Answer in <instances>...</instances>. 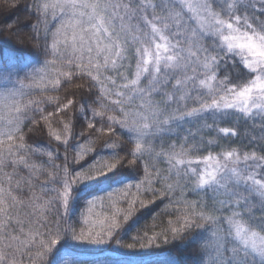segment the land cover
Returning <instances> with one entry per match:
<instances>
[{"label": "trees", "instance_id": "obj_1", "mask_svg": "<svg viewBox=\"0 0 264 264\" xmlns=\"http://www.w3.org/2000/svg\"><path fill=\"white\" fill-rule=\"evenodd\" d=\"M3 2L0 0V5ZM57 2L19 0L14 8L0 11V155H8L11 145L9 159L24 157L29 164L36 165L33 176L39 178L31 190L22 184L21 189L16 191V182L28 175L27 169L23 164L16 168L0 167V190H11L12 196L16 197L13 205L6 195L0 194V209L4 210L0 211V226L7 224L6 229L0 227V250L19 249L16 264H33L29 254L37 249L29 241L46 238L39 234L45 231L43 223L52 221L54 215L59 224L58 239L46 250L41 264H238V254L231 251L238 241L231 235L218 239L210 223L193 226L179 236H171L169 231L167 240L160 234L179 226L175 223L181 215L176 211L179 206L174 207L176 200L203 202L205 207L215 209L217 202H226L220 200L222 196L240 197L237 207L242 209L241 214L254 225H264V197L256 189L257 183L245 178L243 172L237 177L229 170L220 174L217 181L205 184L188 182L185 189L176 188L174 193L161 196L159 193L164 192L168 184L175 183L176 177L169 178L167 159L157 157L156 153L161 150L167 152L172 145L179 153L183 145L186 155L176 158L191 160L193 167L202 170L203 157L210 153L216 155L221 151L238 150L240 145L248 148L255 146L258 151L264 152V144L252 138L254 135L264 136V127H257L264 125V114H244L235 108L214 107L173 115L166 123L150 127L143 133L116 123L113 135L105 127L112 123L107 117L122 120L125 113L136 111L141 103L139 99L130 106L127 103L128 96L132 95L131 81L136 78V59L129 52L126 60L117 59L119 71L111 69L109 64L108 71H92L91 76L88 72L81 73L79 68L87 67L90 59L91 66L95 68L97 63H104V56H97V41L87 31L88 24L83 25V33L76 29L77 39L81 35L84 37L83 49L79 43L75 45V51L65 46V35L68 42H72L73 31L69 29L60 37V44L53 52L51 32L60 26L62 20L72 18L61 16L59 9L55 12L49 9L47 16L38 14L34 11V3ZM8 3L15 4L16 0H8ZM234 6L238 11L247 12L254 22L258 23L256 16H263L257 9L255 11L235 3ZM10 25L13 27L9 28ZM105 27L108 25L105 24ZM159 36L168 37V33L162 29L154 43H167ZM90 37L91 53L87 51ZM205 39L211 43L213 50L223 54L213 65L218 80L242 85L253 78L255 73L244 65L237 53L228 51L218 37L208 34ZM99 43L103 46L109 41L101 37ZM65 52L74 58L71 68L65 66L67 59H61ZM121 64L124 66L119 67ZM69 72L74 75L66 76ZM81 76L83 80L79 78ZM148 76L145 73L142 77L141 87L147 83ZM92 77L99 82H94ZM89 83H95V88H88ZM81 85L84 88L80 89ZM102 88L107 91H102ZM194 92L205 94L207 90L199 88ZM99 96L104 97L103 103H98ZM68 100L74 101L73 107H64ZM187 107L191 109L197 105L188 103ZM16 108L22 114L14 117ZM93 110L104 115L94 114ZM10 119L16 120L12 141H8L3 134L8 131L6 121ZM205 124L212 127L206 128ZM220 128L235 132H221ZM56 135H60L61 139L56 140ZM202 136L218 140L209 144ZM137 141L151 145V154L137 152ZM189 144L193 145L194 153L188 152ZM111 162L116 163L110 170L99 175L89 174L83 180L69 183L70 192L65 205L62 191L70 177L74 179L77 173H89L95 166ZM241 163L244 164V171L250 172L256 166L252 175L264 177V163L256 160ZM197 174L196 171L189 173L193 179ZM146 176H149L151 184ZM138 183H141L139 191L135 186L126 189L127 185ZM149 187L158 190L155 197L146 191ZM111 192L117 198L116 207L124 210L128 209L129 201L136 200L133 212L126 220L123 219V212L117 216L119 224L107 240L75 239L74 234L79 233L81 228L86 232L89 228L99 231L101 222H109L108 218L115 211L107 195ZM57 193L61 194L60 198L50 201V209L48 201ZM141 200L151 202L141 206ZM84 219L89 221L87 225ZM5 231L8 236L4 235ZM146 232L158 238L152 244L141 247L139 244L146 243L143 241ZM10 237L17 238L12 242L11 249L7 248Z\"/></svg>", "mask_w": 264, "mask_h": 264}, {"label": "snow or ice", "instance_id": "obj_2", "mask_svg": "<svg viewBox=\"0 0 264 264\" xmlns=\"http://www.w3.org/2000/svg\"><path fill=\"white\" fill-rule=\"evenodd\" d=\"M249 3L258 11L264 10V0H255V3L249 0ZM18 4L19 0L11 5L8 0H4L3 4L0 5V11L10 10ZM49 9L53 12L59 9L61 16L68 15L72 18L68 21L62 20L60 26L51 32V49L53 52H56L57 46L60 44V37L69 29L73 31L72 42L69 43L65 35V46L75 51V45L79 43L83 49L84 37L81 35L77 39L76 29L83 33L85 32L83 25H89L87 31L92 33V37L97 41L95 51L97 56H104V63H97L93 68L90 59L87 67L79 68L81 73L88 72V75L91 76L92 71L98 73L108 71L109 64L111 69L119 71L117 59L126 60L129 52H132L136 59V78L131 81L130 91L132 95L128 96L127 103L130 106L137 99L141 103L137 105L136 111L125 113V118L122 120H117L114 116L107 117L112 123L105 125V127L113 135V125L116 123L125 127H133L143 133L150 127H159L166 123L173 115L190 114L214 107L235 108L244 114H264V16H256L255 21L258 23L254 22L253 17L247 12H241L235 8L234 0H216L215 3L214 0H90V2H85V0H58L55 4L34 3V11L38 14L47 16ZM77 17L78 19H76ZM105 24L108 27H105ZM12 27V25L9 26V28ZM109 28L112 29L111 32H109ZM162 29L168 33V37L159 36V39L166 40L167 43H154L157 34ZM208 34L218 37L228 51L235 50L244 65L255 73L254 78L242 85H231L224 80H218L213 65L223 54L212 49L211 43L205 39ZM92 37L88 41L87 51L89 53L93 51ZM101 37L107 39L109 43L101 46L99 43ZM61 59H67L66 67L74 66V58L68 56L67 52ZM123 66L121 64L119 67ZM145 73L149 74L148 80L141 87L142 77L145 76ZM65 75L72 77L74 74L69 72ZM79 78L83 80L82 76ZM92 80L99 82L96 77H92ZM58 83L59 81H57ZM82 88H84L83 85L80 86V89ZM88 88H95V83H89ZM199 88L206 89L207 92L205 94L194 92V89ZM101 90L107 91L103 88ZM97 100L98 103H103L104 97L99 96ZM118 103H123V101H118ZM188 103L196 104L197 107L188 109ZM73 105L74 101L68 100L64 107H73ZM93 112L97 115H104V113H95L94 110ZM21 114L20 109L16 108L13 116ZM6 123L8 131L3 134L8 141H12L13 133L16 131L14 128L16 120L10 119ZM204 127L210 128L212 126L205 124ZM257 127H264V125H257ZM65 128L67 129L68 126L65 125ZM219 130L221 132H235L229 128H220ZM252 138L264 144V136L254 135ZM55 139L60 140L61 136L56 135ZM203 140L211 144L217 142L218 139H204L203 137ZM146 145L148 144L137 141L135 150L151 154L153 151L151 145L145 147ZM19 147L23 148V145ZM192 148L193 145L189 144L188 152L194 153ZM7 152L8 155H0V167L11 166L16 168L19 164H23L28 175L20 177L16 182L15 190L19 191L22 184L31 190L39 182V178L33 176L36 165L29 164L24 157L10 160L11 145ZM156 155L167 159L168 170L171 174L169 178L171 176L176 177L175 183L168 184L166 190L159 193L161 196L174 193L176 188L185 189V184L188 182L205 184L217 181L220 174L229 170L237 177L243 172L245 178L264 186V177L252 175L256 166H253L250 172H246L244 171V164L241 163L251 160L264 163V152L258 151L255 146L248 148L245 145H240L238 150L221 151L216 155L210 153L203 157L204 168L202 170L193 167L191 160L176 158L186 155L183 145L179 153L175 152V145H172L169 146V151L161 150ZM115 163H101L99 166L90 169L89 173H77L74 179L70 177L62 191L65 205L70 192L69 183L75 182L77 179L83 180L89 174L99 175L103 171L115 167ZM192 171L198 173L195 179L189 175ZM145 172L147 173V166ZM15 174L19 175L18 173ZM149 176H146V180L151 184L152 181ZM141 183L127 185L126 189L135 186L139 191ZM146 191L151 192L155 197L158 190L149 187ZM0 194L6 195L13 202V205L15 204L16 197L12 196L11 190L6 192L0 190ZM60 195L57 193L55 197H50L48 201L50 209V201L54 198L59 199ZM107 195L115 208L113 215L108 218L109 222L107 224L101 222V230L99 231L89 228L86 232L84 228H81L79 233L74 234L75 239L107 240L112 236L113 229L119 224L117 216L123 212V219L126 220L133 212L136 200L129 201L128 209L124 210L116 207L117 198L113 197L112 192ZM240 199V197L222 196L220 200L226 202H217L215 209L205 207L203 202L176 200L174 207L179 206L176 207V211L180 212L181 215L177 217L175 223L179 226L171 227L170 230L160 235L163 236L164 240H167L169 239V231L171 236H179L193 226L199 227L205 223H210L214 226V235L218 239L231 235L238 241V244L231 250L238 254V264H264V225H254L241 214L242 209L237 207ZM150 202L139 201L141 206ZM92 203L93 201L90 202V205ZM0 211L4 210L0 209ZM53 217L52 221L43 223L45 231L39 234L46 238L29 241L31 246L37 249L35 253L29 254V259L33 264H41L46 250L58 239L59 224L54 215ZM88 223L89 221L84 219V224L87 225ZM0 227L6 229L7 224ZM4 235L8 236L9 234L5 231ZM157 238V235L149 236L146 232L143 236V241L146 243H141L139 246L150 245ZM16 240V237H10L7 248L11 249L12 242ZM128 246L135 247L137 245ZM18 251L19 249L13 251L0 250V264H16L15 257Z\"/></svg>", "mask_w": 264, "mask_h": 264}, {"label": "rangeland", "instance_id": "obj_3", "mask_svg": "<svg viewBox=\"0 0 264 264\" xmlns=\"http://www.w3.org/2000/svg\"><path fill=\"white\" fill-rule=\"evenodd\" d=\"M85 2H90V0H85ZM234 3L235 4H238L239 6H247V7H251L253 10H255L256 11V8H254V7H252L251 6V4L249 3V0H234ZM252 3H255V0H252ZM79 11V10H78ZM258 11V10H257ZM259 11H261L260 13H262L263 14V16H264V10H259ZM257 15V14H256ZM255 15V16H256ZM222 43V42H221ZM222 45H224L223 43H222ZM225 46V45H224ZM226 47V46H225ZM235 53H236V51L235 50H233ZM241 59V58H240ZM255 75V74H254ZM254 75H253V78H254ZM257 185V187H256V189L257 190H260V192L262 193L261 195L264 197V186H262L261 184H259V183H257L256 184Z\"/></svg>", "mask_w": 264, "mask_h": 264}]
</instances>
